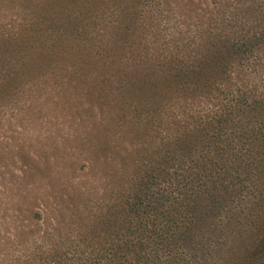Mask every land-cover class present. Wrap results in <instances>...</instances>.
<instances>
[{"label": "trees", "instance_id": "16d2710c", "mask_svg": "<svg viewBox=\"0 0 264 264\" xmlns=\"http://www.w3.org/2000/svg\"><path fill=\"white\" fill-rule=\"evenodd\" d=\"M155 1L0 0L13 264H264V0H175V46Z\"/></svg>", "mask_w": 264, "mask_h": 264}, {"label": "rangeland", "instance_id": "374dc122", "mask_svg": "<svg viewBox=\"0 0 264 264\" xmlns=\"http://www.w3.org/2000/svg\"><path fill=\"white\" fill-rule=\"evenodd\" d=\"M156 6L159 8V14L155 15V25L158 32V45L166 44L168 46H175V41L182 33L176 25L180 27L181 17L186 13L175 5V0H156L153 4L152 11L156 13ZM196 17V16H195ZM178 20V21H177ZM191 26L197 24L196 19L189 20ZM187 27H184L185 31ZM144 35H150L149 32ZM166 41L165 43H163ZM246 63L248 70L246 72L251 78H256L257 86L264 89V60H251ZM248 79L247 77H244ZM13 111L12 109H0V155L5 153L4 159L0 158V198L6 197L13 200V130L17 131V127L13 126ZM21 125V124H20ZM54 193L64 192L63 188L53 187ZM5 194V195H3ZM11 200V201H12ZM8 205V201H4ZM64 207V206H63ZM91 209H89L90 211ZM12 216V214H10ZM9 216L8 220L0 221V264H13L14 259L20 253L19 249L23 246L15 238L16 229L13 226V219ZM53 223V225L44 226L38 224L34 230V236H30L29 247L34 244L35 247L44 244L43 237L56 238L63 240L64 243H69L79 239L85 235L83 224L77 221L64 220ZM35 225V223H32ZM46 239V238H45ZM42 243V244H41ZM43 250V249H42Z\"/></svg>", "mask_w": 264, "mask_h": 264}]
</instances>
